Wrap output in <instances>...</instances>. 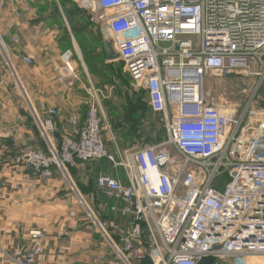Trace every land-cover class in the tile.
<instances>
[{"label":"built area","instance_id":"obj_1","mask_svg":"<svg viewBox=\"0 0 264 264\" xmlns=\"http://www.w3.org/2000/svg\"><path fill=\"white\" fill-rule=\"evenodd\" d=\"M82 2L89 7L88 0ZM4 6L0 0V11ZM94 7L140 104L161 117L164 140L121 150L100 93L91 87L83 123L70 116V129L56 141V110L44 119L34 112L44 150H25L12 162L41 179L60 172L76 193L68 169L79 163L106 160L123 172L97 177L92 208L77 193L104 240L81 264H197L209 256L212 264H259L264 259V110L258 104L264 101L259 97L264 0H95ZM3 36L0 32V57L16 77ZM11 42L14 48L19 44L17 38ZM72 56L70 50L61 55L69 72ZM171 70L177 78L168 77ZM233 74L253 83L244 109L207 103L204 79ZM186 86L191 95L183 92ZM30 234L33 240L42 237ZM42 254L36 245L18 258L1 254L0 264H35Z\"/></svg>","mask_w":264,"mask_h":264},{"label":"crops","instance_id":"obj_2","mask_svg":"<svg viewBox=\"0 0 264 264\" xmlns=\"http://www.w3.org/2000/svg\"><path fill=\"white\" fill-rule=\"evenodd\" d=\"M3 1L5 6L0 11V32L4 35V42L9 49L8 57L20 90L31 107L34 118L35 113L40 119H44L47 117L48 110H56L54 124L57 138L60 133L70 129L68 123L70 116L77 115L79 124H82L86 113L84 106L86 83L83 75L80 72H69L65 69L61 58L65 50L72 51V68L74 70V67H77V70L80 71L76 60L72 62L76 55L74 48L65 47L62 33L55 29L57 22L65 23V16L54 13L52 9L38 14L35 9L30 7V3H35L34 0ZM13 12H18L19 15L16 16ZM13 38L19 40V44L15 48L11 42ZM97 40V44L93 40V51L100 54L99 57L102 59L103 65H112L117 60L111 62L105 60L102 42L106 39L102 30ZM25 59L31 60L32 63H26ZM0 62V89H2L3 85H7L9 70L4 67L1 57ZM82 66L84 68H81L84 70L85 65L82 64ZM128 80L129 90L134 95L132 96L134 103L141 111L140 114L142 113L148 120L150 111L140 104L141 101L138 94L133 91L129 77ZM15 95H13L14 98H16ZM11 105V103H7L4 106L6 114H3L5 117H2L3 120L0 122V194L2 196L0 202V255L4 253L18 258L31 247L38 245L43 249V254L35 264L50 263L55 256V254H51L52 248L61 246L63 243L67 244L69 238H73L70 231L73 224H69V217L65 215L71 199L64 179L55 170H53L52 178L41 179L31 169L15 165L12 162L25 150H44V144L37 132L36 124L34 125V122L30 120L32 116L26 114L25 110L19 109H23L22 107L12 110ZM105 111L107 112L106 106ZM10 117L15 119L11 120ZM140 119L138 123L142 124V117ZM106 120L108 122L107 117ZM9 124H12L13 127H8ZM133 128V126H129V134L136 135ZM146 132H148L147 129ZM150 134L153 135V138L155 137V132ZM164 138L165 134L162 140ZM105 140L107 141L106 135ZM155 141L157 140L155 139ZM107 147L112 149V146L111 148L108 146V142ZM93 164H97L98 170L105 164L107 165L105 173L101 175L124 176L121 170L114 169L108 161L98 160L89 162V164L79 163L76 168H73L74 175L70 176L73 182L74 179L78 180L81 185L80 176L94 173ZM90 177L92 176L85 177V182L81 186L84 188V196L91 198L93 204L96 179L92 178L91 184H88ZM79 227L80 225L76 230L81 234ZM36 231L40 232L42 237L33 240L30 233ZM257 263L251 261L249 264Z\"/></svg>","mask_w":264,"mask_h":264},{"label":"rangeland","instance_id":"obj_3","mask_svg":"<svg viewBox=\"0 0 264 264\" xmlns=\"http://www.w3.org/2000/svg\"><path fill=\"white\" fill-rule=\"evenodd\" d=\"M88 1L89 7L87 8L84 7L85 4L82 0H34V4L29 1L27 2L31 4L30 7L35 9L38 14L45 13L50 9H52L54 13L64 14L65 23L62 24L60 21L57 22L55 29L62 33L65 47L74 48L76 52L72 62L76 60L80 71L77 70V67H74V70L72 68V71L75 73H82V77L86 83V92L91 87L99 91L105 116L116 138L118 147L121 150H129L153 143L155 139L161 141L164 137L161 117L147 111L149 116L148 120H146L145 116L142 113L140 114L141 111L138 110L137 104L134 103L132 97L134 95H132L130 92L131 90H129V80L123 72L121 63L116 61L110 66H105L103 65L102 59L99 57L100 54L93 51V40L97 44L96 40L101 32L99 24L101 12L94 7L95 0ZM82 64L85 65V71L82 69L84 68ZM252 86L253 83L251 79L240 74L228 75L226 78L208 76L203 82V92L207 103L211 105H223L232 111L241 112L250 97ZM245 88L247 92H245ZM259 93V97L264 100V86ZM9 95L11 96L9 97ZM13 95H15L16 98H14ZM85 96L86 101L87 93H85ZM7 103L12 104V110L13 108L18 109L22 107L23 109H19L25 110L24 112H26V114L32 116L31 107L22 94L19 83L16 77L12 75V71H8L7 85H3L2 89H0V122L3 120L2 117H5L3 116V114H6L4 106ZM84 106H86L85 102ZM105 106L107 112L105 111ZM141 117L143 123L139 124L138 122L141 120ZM10 119L13 120L15 118L10 117ZM30 120L34 122V125L36 124L34 116H32ZM129 126L134 127L133 129H135L136 135L129 134ZM8 127H13V125L9 124ZM146 129L148 132H146ZM37 132L39 134L38 129ZM152 132H155L154 138L153 135L150 134ZM54 137L56 141L57 138L56 136ZM106 139L108 146L111 148L112 145L109 141V137L107 136ZM96 166L97 164L93 166L94 173L92 172V174L80 176L79 180L81 181V185L84 184L85 177L92 176L88 179L87 183L89 184L92 182V178L95 180L102 173H105L107 169L106 164L100 170H98V166ZM57 173L64 179L71 199L70 206L67 207L65 215L69 217V224H73V228H70L73 238H69L68 242H66L67 244L63 243L61 246L58 245L52 248L51 254H55L54 260L45 264H81L89 255L95 254L102 249L104 240L98 229L92 225L91 219L80 202L77 193L80 194L89 208H92V199L84 196V188L79 184L78 180L73 178V183L77 191L76 193L72 190L64 175L60 172ZM68 175H74L73 169H68ZM79 225L81 234L76 230ZM259 260H261L259 264H264V259Z\"/></svg>","mask_w":264,"mask_h":264},{"label":"water","instance_id":"obj_4","mask_svg":"<svg viewBox=\"0 0 264 264\" xmlns=\"http://www.w3.org/2000/svg\"><path fill=\"white\" fill-rule=\"evenodd\" d=\"M102 47H103L105 60L108 62L116 61V56L111 51L109 42L107 41L102 42ZM177 48L178 47L176 46L175 49L177 50ZM142 85L144 88H147V77H144V79L142 80ZM258 104H259V108L264 110V101L260 100L258 101ZM68 182L69 184L70 183L72 184V182L69 179H68ZM212 262H213V258L209 256V257L202 258L197 264H212Z\"/></svg>","mask_w":264,"mask_h":264},{"label":"bare ground","instance_id":"obj_5","mask_svg":"<svg viewBox=\"0 0 264 264\" xmlns=\"http://www.w3.org/2000/svg\"><path fill=\"white\" fill-rule=\"evenodd\" d=\"M168 77L170 78H177L178 77V73L176 70H171L170 72H168ZM174 89H178V85H175V88ZM183 92L186 93V94H189L191 95L192 94V90L189 86H186V88L183 89ZM195 92H196V97L199 98V94H200V88H199V85L198 84H195Z\"/></svg>","mask_w":264,"mask_h":264}]
</instances>
